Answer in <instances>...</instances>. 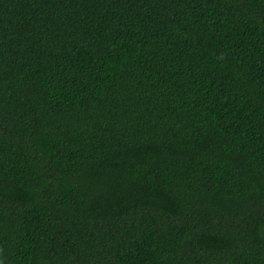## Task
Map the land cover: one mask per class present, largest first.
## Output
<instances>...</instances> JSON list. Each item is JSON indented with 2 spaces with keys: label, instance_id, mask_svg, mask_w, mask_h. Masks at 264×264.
Listing matches in <instances>:
<instances>
[{
  "label": "trees",
  "instance_id": "16d2710c",
  "mask_svg": "<svg viewBox=\"0 0 264 264\" xmlns=\"http://www.w3.org/2000/svg\"><path fill=\"white\" fill-rule=\"evenodd\" d=\"M0 264H264V0H0Z\"/></svg>",
  "mask_w": 264,
  "mask_h": 264
}]
</instances>
